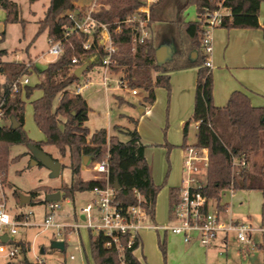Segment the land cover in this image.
I'll return each mask as SVG.
<instances>
[{"label": "trees", "instance_id": "16d2710c", "mask_svg": "<svg viewBox=\"0 0 264 264\" xmlns=\"http://www.w3.org/2000/svg\"><path fill=\"white\" fill-rule=\"evenodd\" d=\"M261 2L264 0H156L149 6V20L146 24L147 27L154 24L155 38L146 37L142 43L134 41L140 35V24L125 22L136 13L142 4L141 0H96L94 6L98 8L94 7L92 12L95 19L107 24L111 33L120 39L114 55L116 63L111 66V70L119 69L129 88L142 90L145 93L143 102H154L156 87L170 90V70L196 68L195 97L190 121L198 122L194 146L207 151L206 181L199 191L208 199L216 201L218 211L226 208V205L218 204L224 190H260L264 193V160L256 173L250 172L247 167L249 157L258 152L262 145L264 147V106H252L247 95L241 91H233L222 107L213 104L212 74L210 68L204 65L206 55L202 48L205 31L203 15L206 11L226 8L229 16L222 18L219 27L261 28L264 36V21L262 25L258 21ZM189 5L196 7L198 20L184 21L182 13ZM0 7L6 13L5 23L24 24L18 4L11 0H0ZM75 10H78L77 15L81 14V9L75 6L73 0H49L43 18L38 21L37 34L46 30L48 38L64 41L61 54L38 73L39 82L35 85V88L42 90V95L32 101L33 119L44 134L45 141L36 142L26 137L23 131L24 100L19 91L12 90L13 82L29 75L30 69L23 62H0V73L5 77L0 85V111L3 119L8 121V124L0 126L1 181L5 179L9 164L20 156L10 159L8 151L12 145L32 144L39 149L43 145H50L57 149L60 157H67L71 182L58 189L45 186L31 190L30 204L41 193L45 195L41 202L47 203L46 195L55 190L61 191V198L73 199L77 192L91 191L93 187L104 184L101 179L82 180L80 171L83 157L89 156L91 162H100L105 158L108 182L113 186L115 182L119 185L115 202L123 207L142 205L149 220L154 221L156 196L161 186L152 180L150 167L144 157V145L140 143L136 129L128 131L127 141L108 135L104 128L90 133L85 125L90 107L82 95L67 90L68 86L78 81L71 58L82 51L84 39L77 31L64 38L65 32L73 26L67 12ZM139 16L142 19L145 17L144 14ZM117 27L119 31L114 33ZM164 44L173 45L171 58L157 63L156 49ZM193 52L196 53L195 58L191 56ZM4 54L6 51L0 50V56ZM23 90L28 96L32 87L25 85ZM58 95L60 98L54 107L53 102ZM12 117L18 122L16 129L10 126ZM186 128L187 123L184 131ZM243 155L246 164L234 165L233 160ZM179 191L180 188L169 190L170 219ZM137 193L142 197L140 201ZM14 195L17 197L16 192ZM87 230L94 264H141L133 254L140 244L139 238L136 237L134 244L128 248L129 236L117 234L121 246L118 249L112 244L111 236L95 229ZM93 231L96 234L93 235ZM108 242L111 243L109 246L106 245ZM20 245L24 253L23 263L33 264L25 256L29 245L21 242ZM159 247L165 257L164 245L159 244ZM259 248L264 254V235Z\"/></svg>", "mask_w": 264, "mask_h": 264}, {"label": "crops", "instance_id": "0c3cea01", "mask_svg": "<svg viewBox=\"0 0 264 264\" xmlns=\"http://www.w3.org/2000/svg\"><path fill=\"white\" fill-rule=\"evenodd\" d=\"M11 1L18 4L16 0H11ZM5 16H6L5 11L0 7V50L6 51V54L0 56V62H24L25 60L23 61L7 60L9 55V50L6 46H3L4 44L3 41L5 38L7 26L15 23H5ZM182 16L184 18V21L198 20L196 7L194 5L188 6L183 11ZM42 18H40L39 20H41ZM258 21L261 25L264 21V2H261L259 6ZM149 31L151 37L155 38V28H151V30L149 29ZM43 32H46L47 34L46 30H44ZM210 35H211L212 52L209 56L211 62V66L209 68L212 74L213 104L217 107H222L227 103L233 91H241L247 95L250 104L252 106L254 107L264 106V36L261 28L227 29L222 27H216L210 31ZM47 41H48V37H47ZM26 53L27 54L29 53L27 48H26ZM191 56L192 58H195L196 53L193 52ZM29 58L33 61L34 67L36 68V72L32 71L31 74L36 73L38 79H39L38 73L42 69L47 67L49 63L53 62L56 59L53 58L50 60H46L45 62H42L39 59H37V57H35L34 59H32L31 57ZM76 68L74 67L73 71H75ZM89 68L92 69L98 68L97 70L100 69L99 67L96 66H89L85 71H83L78 76L77 82H79L82 77H84L85 81L87 82V83L86 82L83 83L86 85L79 92V94L82 95L83 97H84L85 89L89 84H91V82L88 81L87 79L88 72H86ZM99 74H101V77H103L102 72H99ZM112 74H113V70H111V73L109 74L110 80H112L111 77ZM28 76L29 75H27V78ZM121 77H117V78H121ZM169 77H170L169 82L172 85L171 93H170L171 94L170 101L172 103L174 102V112L172 114L170 113L169 116L170 125L171 127H174L176 131H179L180 127H183V142L181 146H177L176 148L173 149L172 143H176V142L170 139L169 137L170 133H168L169 138H167L166 140L167 143L164 144L162 143L157 145L160 148L163 147L160 149V151L167 150L168 152L167 154L169 155V158H171V162H168L169 171L167 175H165L163 180H162V175L160 176L157 175L154 163H153V167H151L153 169L151 173L152 180L156 185L157 184L159 185L161 181L160 183L161 188L156 196L154 221H151L149 220V218H147L146 224L148 225V227L141 228L138 231L140 244L134 250L133 252L134 256L140 261L141 264H155L156 261L151 260L152 259L151 256L156 258V254L159 255L160 252L159 244H163L166 250V254L164 257V264H264V254L263 251L259 248V244L261 243L262 237L264 235V214L261 215L258 212L255 214H249L250 213L249 208L243 207L242 209H236L235 207H233L232 204V198L234 197L233 190H224L221 192L220 200L218 204L226 205V208L220 211L222 217L224 219L231 218L234 220L236 219L247 220L249 223H251L252 227L255 229L253 232L261 234V241L259 242L255 241L252 236V232L248 235V239H249L248 242H239L236 239V237L232 241H230L228 233L221 232L217 235L214 242L208 248H205L200 244H198L196 241L185 243L181 235L171 233L162 228L170 224L169 190L171 188H180L183 185V178H184L183 167H184V161L187 157V151H186L187 148L193 147L195 148V154H197V156L206 157L205 163L207 165V151L205 149L196 148L194 146L196 143V132H197L198 122L190 121V116L193 110L192 104L195 97L196 68L189 67V68L176 70L173 73H171ZM4 80H5L4 75L0 73V85L4 82ZM109 81H108V85L110 86ZM76 83H73L70 86H68L67 90L73 92L75 87L77 86V85L75 86ZM26 85H29V80ZM109 86L107 89L103 86L104 87L103 90L105 94H107ZM121 89H124L127 95L126 96L121 94L114 95V101L116 102L119 111L114 119V122L110 117H107L106 123L104 122V124H99V126L94 128V130H91L88 127L87 128L89 129L90 133L94 132L95 130L104 128L107 130L108 135H115L119 138V140L127 141L129 138L127 133L128 131L133 130V125H134V129H136L139 135V141L142 145H144V157L146 159V162H148V155L150 148L147 145H145L144 142L149 141L148 139L150 138H147L149 137V135H147L145 133V130L143 129V122L146 118H150L148 117V115L151 117L154 116L156 118L155 120L161 121L160 119L162 116L159 111V105L161 104L162 106V104L164 103V94H165L164 88L163 87L155 88L154 90L155 99L152 104L142 101V98L145 95V93L142 91L137 90V94L133 95L130 93L129 87L121 88ZM39 91L41 93L39 95L40 97L42 95V90L39 89ZM130 94L132 96H138L137 104H134L132 97L128 98ZM23 98H24V94L22 96V99ZM59 98L60 95L57 96V101L55 104H53L54 107L58 104ZM106 99L108 101V97ZM85 100L88 106L90 107L88 119L85 122L86 125L87 122L89 121L90 114L93 112V108L86 98ZM135 108L138 110L137 114L133 113V110ZM32 112H33V107H32ZM106 115L109 116L108 111ZM159 121H156L157 124H160ZM186 123H187V128L186 131H184V127ZM3 124H8V121L2 119V125ZM191 126L195 130V143L187 144L185 139L189 134V128ZM123 135L127 136L126 140L121 139ZM41 141H45L44 134H43V139ZM26 153L27 152H24V154ZM54 158L57 159L56 157ZM60 162L62 164V159L60 160ZM93 164L94 162L89 161L86 165L92 166ZM86 165L82 163L80 175L83 171L82 169H85L84 167ZM206 165L202 164L201 166L203 169H206ZM91 168L92 167L90 166L88 168V170L90 171V176L88 178H83L81 175L82 180L88 181L95 179V176L91 172L92 170ZM47 187H50L52 189H58L61 186H53V187L47 186ZM56 191L59 190H55L54 192ZM254 191L261 192L260 190H251L250 192H254ZM29 192L27 193V196L30 197ZM227 192H229L228 199L225 198L226 196L224 194ZM261 193L264 195L263 192ZM60 195H61V191H60ZM40 197L41 194L39 197H37V199H39ZM16 198H18L21 201V198L19 197L18 194ZM37 199H34L33 201H36ZM228 200H230V202H228ZM30 201H31V197L28 202L29 204ZM157 217L162 221L161 223L155 222V219L156 220L158 219ZM81 219H82V215H81ZM57 223H60L61 225L66 227H71L70 232L73 230L75 231V229H77V232H79L80 229H87V227H85V223L83 224L77 221L71 224V223H65L63 220H60ZM74 225H78V227H74ZM18 241H21V243H25V244L29 243V241L27 240H18ZM28 252L29 249L25 254L26 257ZM156 264H160V263H156Z\"/></svg>", "mask_w": 264, "mask_h": 264}, {"label": "rangeland", "instance_id": "374dc122", "mask_svg": "<svg viewBox=\"0 0 264 264\" xmlns=\"http://www.w3.org/2000/svg\"><path fill=\"white\" fill-rule=\"evenodd\" d=\"M19 7V15L24 20V24L19 23L10 24L6 28L5 38L3 41V46H6L9 50V55L7 60L11 61H23V63L29 64L30 74L28 76L29 85L32 87L31 93L26 96L24 90L21 92V88H18L20 96L24 94V125L23 131L27 138L32 141H41L43 139V134L36 126L33 119L32 112V101L37 99L41 94L38 88H35V85L38 83V76L36 73V68L34 67L33 61L29 58L34 59L37 57L42 62L56 58V56L50 55L47 53L48 42L46 32H40L37 34L38 20L42 18L44 11L46 10L49 0H16ZM75 6L82 11H85L89 7L94 6L95 2L92 0H73ZM164 2V1H163ZM160 5V4H159ZM190 6V5H189ZM159 7V6H158ZM148 30L155 28L154 24H151L147 27ZM26 48L28 49V54L26 53ZM97 67V66H96ZM98 68H89L87 79L91 82L84 91V98H86L90 105L93 108V112L89 116V121L86 126L91 130H94L99 124L106 123L107 117H110L114 122L115 117L118 114V107L114 101V95H124L126 91L119 88L114 82L117 77H121L123 74L119 69H113V74L111 75L112 80L109 81L110 86L107 91V94L104 92V87L101 84L102 77L99 72H102ZM176 70H170L168 74L170 75ZM153 77L155 73H152ZM27 78V76H26ZM84 77L80 79L76 85H82L85 83ZM74 86V85H73ZM171 87L170 90L164 88V103L159 105V111L161 114V121L155 120L153 116L146 118L143 122V129L145 133L149 135V141H145L144 144L147 145L149 150L148 162L147 164L150 167L152 173L153 163L155 165L157 175H162V180L167 175L169 171L168 162H171V158L167 154V150L160 151L161 148L157 145L167 143V138L175 141L172 143V148L181 146L183 142V127H180L179 131H176L174 127L170 125V113L174 112V102L170 101L171 98ZM24 89V88H23ZM142 91L138 88H130ZM108 97V101L107 98ZM132 97L134 104H137L138 96L129 95L128 98ZM57 101L55 98L53 104ZM194 105V100L193 104ZM193 109V107H192ZM107 111L109 116L106 115ZM95 112V113H94ZM134 114L138 113V110L135 108L133 110ZM193 113V110H192ZM191 113V116H192ZM190 116V118H191ZM156 121H159L160 124H157ZM176 125V124H174ZM130 126V125H129ZM134 129V125H133ZM168 133H170L168 137ZM122 140H126L127 136L123 135ZM187 144L195 143V130L191 126L189 128V134L186 137ZM171 144V143H169ZM9 157H15L20 155L17 160L11 162L7 169V174L4 181H1L0 177V203H3L6 207V211L11 215H19L20 213L28 214V227H20L17 230V233L13 236L14 240H27L29 241V252L27 257L30 261H35L37 255L42 256L44 264H94V261L90 253V244H89V231L87 229H80L77 232L71 231V227L64 226L63 228H57L55 226L43 227V222L46 217V214L49 212L47 203L41 202L44 199L43 193L41 197L34 201L33 204L22 203L16 196V192L19 197L27 196V193L38 187L45 186H64L69 185L71 182V170L67 166L68 160L67 157H60L57 149L50 145L42 146V150L48 153L50 156L56 157L59 161L62 159V168L58 177H51L50 171L42 166L39 162H33L32 153L26 144L12 145L10 147ZM24 152H27L24 154ZM53 157V158H54ZM105 158H102V160ZM101 160V161H102ZM264 160V147L262 145L261 149L252 154L249 157L247 164L248 170L250 172L256 173L261 166ZM100 162H94L91 172L94 176L102 177L103 174L96 173L93 169ZM89 166H85V169H82V177L88 178L90 176V171L88 170ZM152 175V174H151ZM199 180L206 181V169H203L201 166L200 175L198 176ZM161 183V181H160ZM159 183V185H160ZM158 185V184H157ZM251 190H236L234 191V197L232 198L233 207L236 209H242L243 207L249 208V214L260 213L264 214V195L261 192H250ZM250 192V194H249ZM225 198H229V192L224 193ZM249 194V195H247ZM247 195V196H246ZM92 199V194L89 191L77 192L74 195V199L61 198L59 200L61 208L56 210L53 213V220L58 222L63 220L65 223H86V221L81 219L80 209ZM230 202V200H228ZM216 206V201L214 199L210 200V208L214 211ZM247 212V211H246ZM158 218V217H157ZM98 216L95 215L92 219V223H97ZM155 222L161 223L162 221L158 218L155 219ZM60 229V230H59ZM58 230L60 234H58ZM92 234H96L95 231ZM230 241L235 238V232H228ZM252 236L255 241H261V234L252 232ZM63 241L65 247L63 251H57L50 248L51 243L55 240ZM40 248H44V254H40ZM159 248V247H158ZM160 250V248H159ZM70 256H73L74 259H70ZM151 260L156 261V263L164 264V256L160 250L159 255L156 254V258L151 256ZM2 258L0 262H2ZM155 263V264H156Z\"/></svg>", "mask_w": 264, "mask_h": 264}, {"label": "built area", "instance_id": "2783aa9c", "mask_svg": "<svg viewBox=\"0 0 264 264\" xmlns=\"http://www.w3.org/2000/svg\"><path fill=\"white\" fill-rule=\"evenodd\" d=\"M95 2L96 0H92ZM142 4L138 7L136 13L125 22H138L141 26V32L137 39L139 43L144 42L146 37H150V31L146 24L149 20V6L156 0H141ZM93 7H89L85 11L81 10V14L77 15L78 10L67 12L68 18L73 22V26L64 34L67 37L73 31H77L84 36L82 43V51L73 55L71 65L79 67L85 63L88 66H97L102 70V84L107 89L111 66L115 65L114 55L117 51V43L119 37L111 33L107 24L99 22L92 15ZM140 14L145 17L140 18ZM229 16V11L226 8H218L214 11H206L203 15L204 33L202 36V48L206 55L204 65L211 66L210 54L212 52L210 31L219 27L222 18ZM119 28L114 30L117 33ZM48 53L53 56H59L63 48V39L48 38ZM31 69L29 64H25ZM27 75L17 79L12 84V90L18 91L28 83ZM87 83V82H86ZM119 88L128 87L126 81L121 77L115 80ZM77 85L72 93L79 94L85 86ZM130 93L137 94L136 89H130ZM3 114L0 111V126L2 125ZM187 157L183 167V185L180 187L177 203L174 208L173 217L170 219V224L162 227L164 230L174 234H179L183 237L185 243L196 241L201 246L208 248L216 239L219 233L235 232V237L239 242H248V235L255 229L247 220L241 219H224L217 210L210 208V199L202 195L199 188L205 182L199 180L201 165H206V157L197 156L195 148H187ZM234 165L244 166L246 164L245 156L233 160ZM94 171L98 174H103L102 177L95 176V179L104 181L102 186H95L90 193L92 199L87 202L81 209L80 213L84 217L85 227L102 231L104 234L112 237V244L118 249H121L117 234H127L129 236L127 247L130 248L134 244L135 238L138 237V231L141 228L148 227L146 219L148 218L147 211L142 205H133L123 207L115 202L116 190L114 186L108 182L107 176V159H103L94 167ZM137 198L140 201L141 195L137 193ZM217 205V204H216ZM49 212L43 222V227L55 226L63 228L64 226L53 220V213L61 208L60 202H47ZM30 214V213H28ZM28 214L20 213L19 215L11 216L3 203H0V236L7 235V241L2 243L0 240V264H24V253L22 252L20 242L14 240L13 236L17 233L20 227H28ZM98 216V222L92 223L93 217ZM78 227V225H74ZM60 230V229H59ZM58 230V234H60ZM61 235V234H60ZM111 243H106L109 246ZM26 254V253H25ZM42 257V256H40ZM36 256L35 261H30L33 264H44V260ZM73 259V256H70Z\"/></svg>", "mask_w": 264, "mask_h": 264}, {"label": "water", "instance_id": "95a60500", "mask_svg": "<svg viewBox=\"0 0 264 264\" xmlns=\"http://www.w3.org/2000/svg\"><path fill=\"white\" fill-rule=\"evenodd\" d=\"M173 49L174 48L172 44H164V45L159 46L155 52L157 63H163L165 60L170 59ZM87 67H88L87 63L77 67L74 71L75 75L78 77L83 71L87 69ZM10 126L12 129H16L18 127V122L13 117L10 120ZM26 145H28V148L32 153V157L34 159L33 162H39L42 166L47 168L50 171L51 177L55 178L59 176L60 171H61V165H62L60 161L55 160L48 153L44 152L42 149H39L38 147L32 144H26ZM89 161H90V157L84 156L82 163L86 165ZM114 189L115 190L119 189V185L117 182L114 183ZM20 198H21L22 203H28L30 200L29 196H23ZM60 198H61L60 191H56V192L46 195L47 201H58L60 200ZM82 219H84L83 216H82ZM0 240L2 243H5L7 241V235H1ZM50 247L52 249L63 251L64 242L59 241V240H54L51 243ZM40 253L41 254L44 253V248H40Z\"/></svg>", "mask_w": 264, "mask_h": 264}]
</instances>
